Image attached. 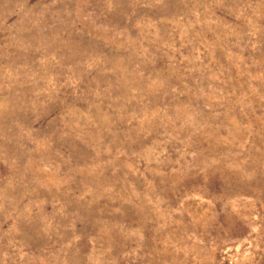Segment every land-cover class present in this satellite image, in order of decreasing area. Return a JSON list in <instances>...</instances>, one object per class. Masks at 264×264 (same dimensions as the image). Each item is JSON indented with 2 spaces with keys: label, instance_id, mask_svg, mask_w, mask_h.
Instances as JSON below:
<instances>
[{
  "label": "rangeland",
  "instance_id": "obj_1",
  "mask_svg": "<svg viewBox=\"0 0 264 264\" xmlns=\"http://www.w3.org/2000/svg\"><path fill=\"white\" fill-rule=\"evenodd\" d=\"M0 264H264V0H0Z\"/></svg>",
  "mask_w": 264,
  "mask_h": 264
}]
</instances>
